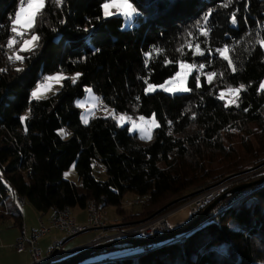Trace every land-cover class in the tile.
<instances>
[{"label":"trees","instance_id":"16d2710c","mask_svg":"<svg viewBox=\"0 0 264 264\" xmlns=\"http://www.w3.org/2000/svg\"><path fill=\"white\" fill-rule=\"evenodd\" d=\"M104 1L64 0L57 6L55 0H46L31 29L40 37L38 46L23 52L21 62L8 59L7 47L19 0H0V25L7 26L0 29V69H4L0 71V223L12 218L21 227L15 199L28 201L41 213L85 208L92 200L101 208L114 206L119 223L132 222L231 175L228 181L238 179L223 188L226 194L220 200L183 218L180 226L206 208L190 229L141 245L121 241L129 236L115 237L106 241L111 243L106 248L71 264L264 263V179L259 180L264 164L254 167L264 160V90L260 89L264 48L257 43L258 34L264 38V0H232L228 7H223L227 0H130L137 14L127 26L120 14L102 15ZM209 9L212 15L204 26L208 34L202 35L195 25ZM182 45L183 50L177 51ZM196 45L202 56L193 55ZM225 46L235 72L219 55L218 49ZM155 47L163 52H151ZM148 52L152 59L146 66ZM179 61L193 65L187 77L190 91L145 93V79L151 84L163 82L176 72ZM57 71L81 75L75 84L66 75L54 93L31 99L30 90L39 78ZM208 72L216 74L211 82L204 77ZM241 84L245 87L235 103L221 98L220 90ZM87 86L105 109L134 120L155 115L160 126L151 130V139L142 141L137 131H130L128 123H117L113 115L96 113L84 124L75 100ZM25 110L27 119L21 121ZM251 124L262 152L252 147L240 152L230 142L232 134ZM71 164L79 184L62 177ZM251 181L255 182L235 190ZM126 194L141 198L136 211L121 207ZM98 232L87 229L76 236L89 233V240ZM106 253L112 255L101 256Z\"/></svg>","mask_w":264,"mask_h":264},{"label":"snow or ice","instance_id":"6c2138e0","mask_svg":"<svg viewBox=\"0 0 264 264\" xmlns=\"http://www.w3.org/2000/svg\"><path fill=\"white\" fill-rule=\"evenodd\" d=\"M64 2V0H55V4L57 6H60L62 3ZM232 3V0H227L226 3L223 4V7H228L230 4ZM46 5V0H19V7L15 10V18L12 19L11 21V32L13 33V35L11 37L8 38L7 41V47L8 48H12L16 43H17V39L16 37L18 36H23L25 32H27L30 29H33L35 27L36 24V18L41 14L42 10L45 8ZM102 9H103V16L104 17H109L115 14H121L124 15L126 17H131L133 15V13L137 12V8L133 5V3L130 2V0H105V2L101 5ZM112 9H115V13L112 11ZM212 15V9H209L206 13L203 14V16L201 17V20L203 21V24H201V20H197L196 22V27L200 28L201 30V34L202 35H207L208 32L205 29V25L208 24L209 21V17ZM232 23L236 24L237 23V17L235 12H233L232 14ZM6 25H0V29L2 28H6ZM85 31H87V29H85ZM189 36H192V33L189 32L188 33ZM40 40V37L38 35H36L35 33H33L31 35L30 39H25L23 41V43L20 45L18 52H14L13 55L9 56L8 59L11 60H16V61H21L23 62L25 57L20 55L19 52H25V51H32L33 49H35L38 45L37 42ZM189 47H191V42L190 41H186L185 42ZM257 43L260 45V47L264 48V38H260L259 34H258V39H257ZM184 45L181 46L180 49H177V51H182L183 50ZM196 52L193 53V55H203V51L200 50L199 45H196ZM98 51V49H97ZM151 52H155L157 54H161L163 52L162 49L155 47L151 50ZM151 52L145 53V65L147 66L149 63V60L152 59V55ZM219 55L224 59L228 61V66L232 68V71L235 72L236 68L233 66V62L231 60V58L228 55L229 49L227 46H225L223 49H218ZM167 64H171L173 61L170 60H166L165 61ZM179 67H180V71L176 72L174 76H172L170 79L165 80L163 84L160 85H153L151 83H148V81L145 79V83L147 84V87L144 89L145 93H149V92H153L157 89V87H159L160 89H163L165 92H170V93H175V92H186V91H190L189 88H187L186 86H170V85H174V83L180 79V80H185L187 79V76L189 74H191V70L193 68V65H189L183 61L179 62ZM205 65L204 64H200L199 68L202 70L204 69ZM187 70V71H185ZM0 71H4V69H0ZM17 72L23 71L22 68H17L16 69ZM80 73H76L75 75H73L70 79L72 80V83H76V81L78 80V78L80 77ZM216 74L213 72H208L207 73V77L209 82H211V80L213 79V77ZM68 79V77H65L63 75L62 72H57L54 75H50V76H45L43 78L44 82L43 83H37L36 87L32 90L31 92V99H40L42 93L50 91L51 90V83L55 82V83H60L63 80ZM197 82L199 81V77H196ZM199 86V85H198ZM244 85L241 84L239 88H229L228 91L231 93H234L236 95L239 94V92L241 90L244 89ZM260 89L264 90V82L260 83ZM90 95L92 94V89L89 88L86 90ZM223 93H221V98H223ZM93 99L95 100L96 98L93 97ZM139 99V98H137ZM235 100L230 101V103H235ZM78 107H84V103L83 102H78ZM93 107H96L95 103L93 104ZM91 109L88 110V112H90ZM106 113L108 115H113L114 113L111 112H107V110L105 109ZM21 121H24L27 119L26 116H21L20 117ZM125 117L124 116H120L118 118V123L119 124H124L125 123ZM131 119V118H128ZM81 120L84 124H87L89 122V115L87 113H84L81 115ZM139 120L141 122H143L144 125H148L149 126V130L150 128H155V127H159L160 125L156 122L155 119V115H153V117L149 120H145V118L143 116L139 117ZM133 124V128L136 127H141V131L142 133H145V129L140 126L137 125L135 121L132 122ZM130 131L132 129H129ZM60 133L62 135H66V133L64 132L63 129L60 130ZM146 134V138L147 139H151V134L150 131H148ZM67 175V173L65 174Z\"/></svg>","mask_w":264,"mask_h":264},{"label":"rangeland","instance_id":"374dc122","mask_svg":"<svg viewBox=\"0 0 264 264\" xmlns=\"http://www.w3.org/2000/svg\"><path fill=\"white\" fill-rule=\"evenodd\" d=\"M105 2V1H104ZM103 2V3H104ZM102 3V4H103ZM19 7V5H17V8ZM16 8V9H17ZM112 11L115 13V9H112ZM137 14V12L136 13H133V15L131 16V17H126V16H124V15H121L122 16V18H123V26H127L128 25V22L130 21V19L134 16V15H136ZM102 15H103V9H102ZM15 18V13H14V16H13V19ZM34 32H32L31 31V29L30 30H28L27 32H25L24 33V35L21 37V36H18V37H16V39H17V43L12 47V48H10V49H8V52L10 53V55H13V53L14 52H18V50H19V47H20V45L23 43V41L25 40V39H30L31 38V35L33 34ZM13 35V33L10 35V37ZM22 53L23 52H19V54L20 55H22ZM180 62V61H179ZM179 62H178V67H177V70H176V72H178V71H180V67H179ZM183 62H185V63H187V64H189V65H192L191 63H189V62H187V61H183ZM193 69V68H192ZM185 71H187V70H185ZM57 72H59V71H57ZM57 72H53V73H50V74H46L45 76H50V75H54L55 73H57ZM175 72V73H176ZM63 73V75L64 76H66V75H69V76H73V74H66V73H64V72H62ZM175 73L172 75V76H174L175 75ZM44 76V77H45ZM171 76V77H172ZM171 77H169V78H167V79H165V80H168V79H170ZM188 77V76H187ZM204 77H205V79L206 80H208V77H207V73H205L204 74ZM164 80V81H165ZM164 81L163 82H161V83H157V84H153V85H160V84H163L164 83ZM44 82V80L42 81V82H37V83H43ZM261 82H264V79L261 81ZM37 83L32 87V89L30 90V98H31V92H32V90L36 87V85H37ZM60 85H61V82L60 83H55V82H52L51 83V90L50 91H47V92H44V93H42V95H41V98H44V97H46V96H48V95H50V94H52V93H54L57 89H59V87H60ZM181 85H183V86H186L187 87V79H186V81L185 80H180V79H178L175 83H174V85H170V86H181ZM146 87H147V84H146ZM145 87V88H146ZM89 88H91L90 86H87L86 87V89H85V92H84V95L82 96V97H78V98H76V100H75V102H76V104L78 105V102H83L84 103V107H80V119H81V115L82 114H84V113H87L88 115H89V117L91 116V115H93V114H96V113H101V114H107L106 113V111H105V108H104V104H103V107H101V108H99L100 110H98V109H96V107H93V104L96 102V99L94 100L93 99V97H95L96 98V95L93 93V91H92V94L90 95L86 90L87 89H89ZM157 89H160L159 87H157ZM228 89L229 88H227V89H222V90H220L219 91V94H220V96H221V93H223L224 95H223V98L225 99V101L226 102H230V101H232V100H234L235 99V97H236V94H234V93H231V92H229L228 91ZM161 90H163V89H161ZM89 109H91V111L90 112H88V110ZM107 110V109H106ZM107 112H108V110H107ZM111 113H114L113 111H112V109H111ZM27 115V110H25L24 112H22V114H21V116H26ZM120 116H124L126 119H125V123H128V125H129V129H132L131 131H137V133H138V135H139V137L141 138V140L142 141H147L148 139L146 138V134L145 133H147L148 131H150V133H151V130L153 129V128H150V130H149V126L148 125H144L143 124V122H141L140 120H139V117H141V116H139L136 120H134V119H132L133 118V116H132V118L130 117V116H128V115H126V114H124V113H114V118L116 119V121H117V123H118V118L120 117ZM144 118H145V120H149V119H151L152 117H153V115H150V116H143ZM128 118H131V119H128ZM82 121V120H81ZM133 121H135L136 122V124L137 125H140V126H142L144 129H145V133H142V131H141V127H136V128H133V124H132V122ZM257 136H258V134H257V132H255V127H254V125H249V129H246V130H242V131H239V132H235L234 134H232V137L230 138V142L235 146V147H237L239 150L240 149H242V150H248L249 148H254L255 150H257V151H261L262 152V150H263V148H262V144L261 143H259V142H256V139H257ZM242 145V146H241ZM242 150H240V152H243ZM264 160H262L261 162H263ZM259 163L258 165H255L254 167H257V166H259V165H261V164H264V163ZM253 167V168H254ZM251 168L252 167H250V168H248L247 169V171H249V170H251ZM94 171V174H97V170L96 169H94L93 170ZM258 172H259V170H258ZM67 173V175H65ZM233 175V174H232ZM229 177L231 176V175H228ZM62 177H64V178H67V179H70V180H72L74 183H76V184H79V180H78V178H77V175H76V172H75V169H74V165L73 164H71L66 170H64V172H63V174H62ZM100 177L101 178H104V174L103 173H101L100 174ZM229 177H225L221 182H219V183H217V184H215V185H212V186H208V187H204V188H201V191H203V190H206V189H208V188H212V187H216V186H218L219 187V190H220V192L215 196V198L217 197V196H219V195H221L223 192V188H225L227 185H229V184H231V183H233V181H235V180H237V179H233V180H229L228 181V178ZM224 184H226L224 187H220V185H224ZM237 186H240V185H237ZM217 187V188H218ZM136 198H139L140 199V201L138 202V203H136V204H131V205H129V206H127V205H125V201L126 202H128V201H131V202H133ZM191 198V197H190ZM189 198V199H190ZM12 201V199L11 198H8V202L10 201V200ZM189 199H187V200H185V201H182L181 203H179V204H177V205H175L174 207H172V208H170L169 210H167V211H165V212H161V213H159V214H157V215H155V216H153L151 219H149V220H147V221H145V222H142V223H146V222H149V221H152V220H154V219H157V218H159V216L160 215H162V214H164L165 215V218H166V221H167V223H168V227L170 226V227H174L173 225H179V224H177L178 222H181L182 220H183V218L184 217H187V216H189V215H187V212H186V201H188ZM214 199V198H213ZM212 199V200H213ZM211 200V201H212ZM210 201V202H211ZM209 202V203H210ZM208 203V204H209ZM141 206V198L140 197H138V196H133L132 194H126V195H124L123 197H122V201H121V207L125 210V211H136L139 207ZM18 207H19V209H20V212H21V214H22V220H23V212H22V209L25 207L26 208V210H27V224L29 225V226H32V225H34V227L37 225V221H38V219H37V217L39 216V214H41L40 212L39 213H37L36 214V216H34V212H35V208L28 202V201H23V202H19L18 201ZM72 208V210L74 209L73 207H71ZM70 208V209H71ZM70 209H69V214H70ZM104 211L106 212V215H107V217H108V223L106 224V225H108V224H111L110 222H109V219L111 220H116V219H118V217H119V214L116 212V208H114V206H111V205H108V206H106L105 207V209H104ZM36 212H37V210H36ZM123 215V214H122ZM70 216H71V214H70ZM72 217V216H71ZM177 220V222H174V220ZM49 221V220H48ZM135 221H137V220H135ZM135 221H132V223H128V224H123L122 225V228L121 229H119V230H123V231H127V230H130L131 229V227L132 226H134V225H137V224H142V223H140V222H135ZM40 224V223H39ZM49 224V222H47V224H43V225H45V226H47ZM111 228H120V227H111ZM171 229V228H170ZM169 230V229H168ZM85 231V230H84ZM50 232H59L60 233V230H55V229H50L49 230V232H47V234L48 233H50ZM114 232H118V230H111V231H107V233L106 234H108V235H110V234H113ZM63 233V232H62ZM81 233V232H80ZM99 233V232H98ZM98 233H96V235L98 234ZM79 234V233H78ZM77 235V234H76ZM95 235V236H96ZM65 236V235H64ZM94 236V237H95ZM93 237V238H94ZM93 238H91V239H89L88 240V242L85 244V245H83L84 247L89 243V242H92V241H94L95 239H93ZM114 238V237H113ZM113 238H111V239H109V240H112ZM71 244L72 243H77L78 242V236H76V237H72L71 239ZM99 242L100 241H96L95 243H93V244H91V245H96V244H99ZM82 246V247H83ZM81 247V248H82ZM109 255H112V253H106V254H103V255H101V256H109ZM13 256H7V257H5V258H3V257H0V264H12V262H13ZM256 264H264V263H261V262H256Z\"/></svg>","mask_w":264,"mask_h":264},{"label":"built area","instance_id":"2783aa9c","mask_svg":"<svg viewBox=\"0 0 264 264\" xmlns=\"http://www.w3.org/2000/svg\"><path fill=\"white\" fill-rule=\"evenodd\" d=\"M42 80V78H39L38 82H42ZM96 106L98 108L103 107V101L100 97L96 100ZM225 185L226 184L220 185V187H224ZM217 187L218 186L203 190L186 201L187 204L185 210L187 212V215L194 214L200 207L207 205L213 198H215V196L220 192L219 187ZM139 201V198H136L133 202L125 201V205L129 206L132 203L136 204ZM69 209V207H63L54 211L47 226L40 223L39 226L36 229H33L28 235L20 234L14 240L15 251L22 252L25 250L26 246H28L31 258L30 264H44L46 262L55 261L63 253L61 243L54 242L43 253L36 246L37 239L45 234L50 228L60 229L65 231L67 234H72L78 230H83L88 227H98L99 233L93 238L95 240L89 242L85 247L91 246V244L95 243L96 241H100L99 243L106 242L113 237H145L161 234L168 230V223L166 221L165 215L162 214L159 216V218L152 221L134 225L130 230L127 231L119 230L122 227L114 228L113 230H118V232H114L113 234L108 235L106 234L107 231H104L103 228V226L108 223V217L106 215V212L104 211V208L99 207L96 202L89 200L86 203L84 208L87 213L85 223H77L74 218L70 216Z\"/></svg>","mask_w":264,"mask_h":264},{"label":"crops","instance_id":"0c3cea01","mask_svg":"<svg viewBox=\"0 0 264 264\" xmlns=\"http://www.w3.org/2000/svg\"><path fill=\"white\" fill-rule=\"evenodd\" d=\"M107 110L108 112H111L110 108H107ZM14 203L18 205V201L16 199L14 200ZM73 208H74L73 210L72 208L70 209V214L74 218V220L77 223H85L87 218V213L85 209L77 206ZM22 212H23V220L21 227L14 225L12 218H7L0 223V257L5 258L7 256L9 257L13 256L14 260L12 264H30L31 258H30L28 246H26L24 251L16 252L14 249V240L20 234L28 235L33 229H36L39 226V223L47 224V222H49L48 220H50L51 216L53 215L54 210L49 209L43 213L40 212L41 214H39V216L37 217L38 221L35 227L34 225L29 226L27 224V210L25 207L22 209ZM37 213H39V211L36 212L35 210L34 216H36ZM109 222L111 224L119 223V217L116 220L109 219ZM174 222H177V220L175 219ZM177 224L179 225H174V226L179 227L181 222H178ZM52 229L60 230L56 228H52ZM49 230L47 232H49ZM47 232L37 239L36 246L43 253L51 246V244H53L54 242H59L61 243L63 248L62 255L69 253L70 251L81 249V247L88 242L87 238L90 235L89 233L80 234L78 235V242L71 244L70 239L72 237H76V235L71 236L70 234H67L63 230H60V233L50 232L47 234Z\"/></svg>","mask_w":264,"mask_h":264},{"label":"water","instance_id":"95a60500","mask_svg":"<svg viewBox=\"0 0 264 264\" xmlns=\"http://www.w3.org/2000/svg\"><path fill=\"white\" fill-rule=\"evenodd\" d=\"M261 163H264V161L261 162ZM262 179H264V176L261 177L259 180H262ZM256 181H258V180H256ZM254 182L255 181L243 183L240 186H236L235 190L239 189V188H242V187H245L247 185H250V184H252ZM232 190H230V191H232ZM200 191H201V189H197V190L185 193L183 195H180V196L170 200L169 202H167L163 206L159 207L155 212H153L149 216H147L145 218H142L140 220H137L135 222H140V223L145 222V221L151 219L153 216H155V215L159 214L160 212H162L164 209H166L172 203H175V202H177V201H179V200H181L183 198H187L189 196L197 194ZM225 194H226V192H223L221 195H219L216 198H214L210 202L209 207L213 206ZM205 210H206V208H204V210L202 212H200L190 223H188L186 225L179 226V227L167 230L166 232H163V233L157 234V235L145 236V237H132V238H128V239L121 240V241L129 243V244H132V245H141V244H145V243H149V242L159 241V240L165 239L167 237H170L172 235H175V234H178V233H182V232L190 229L200 219V217L203 215ZM128 223H132V222L108 224V225L103 226V228L117 227V226H122L123 224H128ZM87 229H98V227H88V228L83 229V230H78V231H76V232H74V233H72L70 235L74 236V235H76V234H78V233H80V232H82L84 230H87ZM110 244H111L110 242L109 243L103 242V243H99V244H96V245H91V246H89V247H87V248H85L83 250L78 251L75 255H73L71 257L63 258L61 260H57V261H53V262H46L44 264H71V263H75V262H78V261L90 256L92 253H94L95 251H97L99 249L106 248Z\"/></svg>","mask_w":264,"mask_h":264}]
</instances>
